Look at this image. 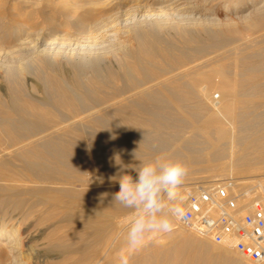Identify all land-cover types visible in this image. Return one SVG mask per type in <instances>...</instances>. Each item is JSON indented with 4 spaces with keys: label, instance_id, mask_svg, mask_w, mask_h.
<instances>
[{
    "label": "bare ground",
    "instance_id": "obj_1",
    "mask_svg": "<svg viewBox=\"0 0 264 264\" xmlns=\"http://www.w3.org/2000/svg\"><path fill=\"white\" fill-rule=\"evenodd\" d=\"M116 1V9L85 12L69 30L56 21L51 37L24 23L10 29L0 15V76L9 83L6 91L0 87V205L14 210L0 217L1 264H100L99 257L111 264L105 244L123 245L128 226L114 222L126 210L112 203L119 191V184L109 180L119 171L117 155L125 165L139 163L134 151L145 160L162 155L188 165L202 163L197 169L213 171L202 176L205 183L218 179L206 178L218 175L223 159L232 175L264 163V109L256 112L253 100L264 91L257 82L264 75L257 76V66L264 69V0L237 14L249 30L259 32L245 41L198 0ZM121 21L133 44L104 39L105 31ZM172 30L178 43L166 36ZM236 36L239 43L232 44ZM214 90L221 93L218 101ZM196 118L202 121L197 119L193 133L173 135ZM167 128L171 131L165 134ZM90 171L104 183L97 179L89 186ZM185 185L186 197L198 184ZM254 193H264V172ZM11 219L18 225H9ZM31 219L49 229L38 248L25 245L23 231ZM34 236L29 234L30 241ZM179 241L173 240L171 253L187 251ZM209 244L212 250L201 256L203 262L231 261L235 249ZM187 246L195 262L196 239L189 238Z\"/></svg>",
    "mask_w": 264,
    "mask_h": 264
},
{
    "label": "rangeland",
    "instance_id": "obj_2",
    "mask_svg": "<svg viewBox=\"0 0 264 264\" xmlns=\"http://www.w3.org/2000/svg\"><path fill=\"white\" fill-rule=\"evenodd\" d=\"M198 1H199L200 5H203L205 7H210L211 8V14L215 18L221 20L220 21L221 24L223 22H227L228 24L230 23V25L233 26L237 30L236 35L238 36L239 40H241V39H243L241 41H245L244 39L249 40L250 38L254 37L256 34H259L258 31L249 30L247 28V26H245V25H247V22L245 21L246 19L244 17H241V19H240V17H238L237 14L242 15V14L249 13L251 11V9L253 8L254 4L258 3L260 0H255L254 2H250L249 0H237L236 3L229 2L230 4L225 3V0H209L206 3L202 2L201 0H198ZM73 2H74V4H73ZM77 2H79V3H77ZM129 2H132V1L129 0ZM0 3H1L0 15L4 16L3 23H6V26L8 28L11 29L12 25H19V23H24L25 24L24 26L26 28L29 29V27H30V29H29L30 31H33V30H35L33 32L38 31L41 34L46 35V37H49V36L51 37V35L48 32L55 29L54 26H56V25L58 26L59 24H60L59 25L60 27L63 26L62 29L69 30L71 28V22L75 21L76 19L77 20L80 19V17H82V15L85 14V12L87 13L89 11V13H97V12H100L101 10L107 9V7L110 8L111 6L112 7L114 6L113 7L114 9H116L118 7V3L116 0H0ZM77 4H80L82 6L75 9L74 6ZM109 5H111V6H109ZM72 6H73V8H72ZM87 6L89 7L90 10L88 9ZM79 9H81V10H79ZM93 9L95 11H93ZM81 11L84 13H82ZM80 12H81V14H80ZM77 15L78 16L80 15V16L78 17ZM120 16H121V14H120ZM56 21H58L59 24ZM60 21H61V23H60ZM146 23H147V21L142 22L140 24V26L144 27L146 25ZM224 24L225 23H223V25ZM223 25H221L220 28H224ZM114 27H116V28L111 27V28L107 29V31H105L104 39L106 41L109 39L110 40L113 39L116 42L117 39L123 40V41L125 39H128V40H130L129 42H131L133 44L134 41L131 37L132 36L131 32L129 31L128 28H126V22L125 21H121L120 23H116L114 25ZM36 28H38V29L36 30ZM197 32L200 33V30L197 29ZM173 33L174 32L172 30V31H170V33H167L166 36L173 39L174 42L178 43L179 41H178V39H176L177 37ZM109 36H110V38H109ZM237 36H236V39L235 38L233 39L234 41L231 40L232 44L239 43L238 42L239 40H237ZM9 38L10 39H8V40H10L9 42H11L12 37H9ZM119 40H117V41H119ZM235 40H236V42H235ZM241 41H240V43H242ZM257 65H259V63H257ZM259 66H257L258 72H259L257 74V76H259L260 74L261 75L264 74V73L260 72V71H264V69H262L261 65H259ZM259 68H260V70H259ZM262 76H264V75H262ZM262 76L258 77L259 80L257 82H260L262 85H264V77H262ZM31 77L35 78L34 75H31ZM0 87H2L4 89V91H6L9 87V83L7 82V80L1 76H0ZM0 92L2 93V90H0ZM262 92H264V91H262ZM262 92L257 93L253 96L254 97L253 100L256 102L255 105H257V107L255 108L256 112H258V110L260 112V110L264 109V96H261V95H264V93H262ZM212 97L215 101H218L221 99V93L218 90H214V91H212ZM197 119L202 121V118H196L193 123L184 124V131L183 132H180V133L175 132L174 134H173V132H171V134L175 135L176 137H180L179 136L180 134L185 135V136L190 135L191 133L189 131H191L193 133V131L195 129L194 127H197L198 124L200 125V121L198 122ZM196 120H197V124L195 122ZM226 125L227 124L224 125V127L226 129L227 128L232 129L231 125H229V124L227 126ZM176 126L178 128H180L179 124ZM176 126H175V128H177ZM87 129L92 131L93 128H87ZM170 131H171V128H169V129L167 128L165 131V134H168V132H170ZM3 136H4V134L0 132V137L2 138ZM71 139H74V138H71ZM146 155H148V154H146ZM224 160L228 162V159L227 160L223 159L222 160L223 162L221 161L223 167L220 168L221 170L219 169L218 175L217 176H211V177L209 176L206 179L218 178L217 180H215L216 182H225V183L230 182L229 188L232 191H237V192L247 191L248 197H250V198H252L253 196H258L257 193L256 194L254 193V187H255V184H257V181H259L260 174L262 172H264V163L254 164L252 166H255V168L244 169V172H243V170L242 171L240 170L239 174L234 173V175H232V173H230V171L228 170V167H227L228 163H226L227 165H225ZM15 162L18 163V161H15ZM197 165H198V163H196L194 165L193 164L188 165L190 167V171H189V174L185 180L183 188L186 186L185 184H187V182L188 183L189 182L195 183V185L198 184L197 188L199 185L209 184V183H205L204 181H202V179H204V178H202V176L212 175L213 171L212 170H208V171L206 170V172H205L203 170L197 169V168H199V167H197ZM200 165H202V163H199L198 166H200ZM226 167H227V169H226ZM191 168H193V170ZM86 180L89 183V186L96 185V182H97L96 174L94 172H91V171L88 172V174L86 175ZM244 181H246V182H244ZM253 182H254V185H253ZM211 183H213V182H211ZM188 193H189V191H188ZM187 195L185 197V200L183 201V207L187 203ZM13 211L14 210L10 207H2L0 205V217H8L10 212H13ZM131 216H132V212L130 210L126 209L125 211L120 213V215H118L116 218H114V222L116 224H121V223L127 222V224H126V226H127L129 224L130 219H131ZM17 217L18 216H15L14 218H17ZM102 219L105 221L104 218L99 217L100 221H103ZM6 221L9 225H12V224H14L15 226L18 225V223L16 222V219H11V220H6ZM30 223H32V224H30V226L25 231H23V235L25 236V238H24L25 245L31 244V245H34L35 247L38 248L40 246V244H42V242H44L46 240L45 236H46L47 232L49 231V229L46 226H44V224H42L40 221L37 222V221L31 219ZM19 226H21V228H22V227H25L26 225H24V223H20ZM29 234H31V235L35 234L33 242L30 241ZM124 234H123V236H124ZM191 237L195 238L198 245H199V250H197L195 253V254L199 255V259L196 260L195 262L191 261L192 255L194 253L187 246L189 244V238H191ZM175 238H178L180 240L179 243L181 242L185 245L183 247V249L186 250L188 248L186 252L184 251V253L179 254V255L171 253L170 249H171V246L173 245L172 242ZM209 241H210V239L197 236L196 234H194L191 231L184 228L180 224V222H177L175 230L171 234L161 235L155 239L150 240L141 251L132 255L130 257V264H206L205 262H203V259L201 256L203 254H205L207 251L212 250L211 245L209 244ZM107 242H109V244ZM107 242L105 244V247L107 249H110L108 251L109 252L108 257L114 259V261L111 264H119V259H117V258L119 257V254L123 248V245L116 246L115 248H111V247H113L111 241L109 240ZM239 256H238V253L236 250L233 251V254L231 256V261L228 264H253L249 261H246V259L239 258ZM4 258H5L4 255L0 256V262H2V260H4ZM97 261H99L100 264H106V262H105L106 260H104V259L101 260L100 257L97 259Z\"/></svg>",
    "mask_w": 264,
    "mask_h": 264
},
{
    "label": "clouds",
    "instance_id": "obj_3",
    "mask_svg": "<svg viewBox=\"0 0 264 264\" xmlns=\"http://www.w3.org/2000/svg\"><path fill=\"white\" fill-rule=\"evenodd\" d=\"M105 129L110 130V127ZM110 138L115 140L117 137L113 134ZM132 156L139 163L125 165L117 155L115 163L119 165V171L109 177L110 181L119 184V191L112 194V203L132 212L123 236L119 264H130L132 255L141 251L150 240L171 234L177 222L187 216L182 188L190 171L188 164L162 155L141 159L137 151ZM97 179L104 183L102 176ZM107 195L101 194V199Z\"/></svg>",
    "mask_w": 264,
    "mask_h": 264
},
{
    "label": "built area",
    "instance_id": "obj_4",
    "mask_svg": "<svg viewBox=\"0 0 264 264\" xmlns=\"http://www.w3.org/2000/svg\"><path fill=\"white\" fill-rule=\"evenodd\" d=\"M230 182L199 185L187 195V216L180 224L202 238L227 244L253 264H264V193L229 188Z\"/></svg>",
    "mask_w": 264,
    "mask_h": 264
}]
</instances>
